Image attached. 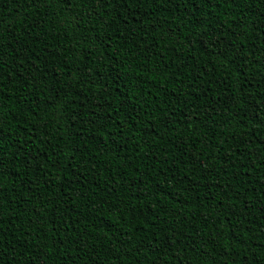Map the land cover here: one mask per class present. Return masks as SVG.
<instances>
[{"label": "trees", "instance_id": "1", "mask_svg": "<svg viewBox=\"0 0 264 264\" xmlns=\"http://www.w3.org/2000/svg\"><path fill=\"white\" fill-rule=\"evenodd\" d=\"M0 264H264V0H0Z\"/></svg>", "mask_w": 264, "mask_h": 264}]
</instances>
